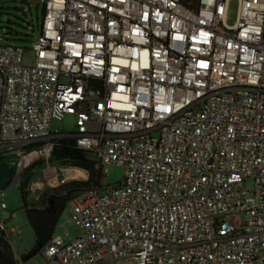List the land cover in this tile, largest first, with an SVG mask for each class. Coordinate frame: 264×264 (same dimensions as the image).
Listing matches in <instances>:
<instances>
[{
    "label": "built area",
    "instance_id": "obj_1",
    "mask_svg": "<svg viewBox=\"0 0 264 264\" xmlns=\"http://www.w3.org/2000/svg\"><path fill=\"white\" fill-rule=\"evenodd\" d=\"M235 1L229 26L231 0H43L29 49L0 42L12 182L59 138L123 170L69 198L81 233L42 264H264V0Z\"/></svg>",
    "mask_w": 264,
    "mask_h": 264
},
{
    "label": "rangeland",
    "instance_id": "obj_2",
    "mask_svg": "<svg viewBox=\"0 0 264 264\" xmlns=\"http://www.w3.org/2000/svg\"><path fill=\"white\" fill-rule=\"evenodd\" d=\"M29 0H0V42L3 44L18 45L29 49L39 33V27L43 15V0L37 5H31ZM235 0H231L227 24L233 25L236 20ZM7 34V35H6ZM9 34V35H8ZM5 35L8 38H5ZM74 130V118L65 117L61 122H54L51 125V133H69ZM81 174L73 177L72 170ZM82 174L84 176H82ZM123 170L116 165H109L106 172L100 177L102 185H114L122 179ZM88 173L69 162L52 161L50 156L35 159L26 167L19 178L14 182L10 177L8 186L0 194V202L4 203L5 209L0 210V220L5 221L6 236L13 254L15 264H42V255L38 251L31 259L24 261V256L34 248L35 240L29 227L24 211L21 209V200L18 190L20 180H27V201L36 207L43 205L44 197L53 190L69 182H84ZM70 205L67 202L54 228L53 236H59L68 242L76 238L81 229L70 219ZM235 226L239 225L240 217L235 216L230 220Z\"/></svg>",
    "mask_w": 264,
    "mask_h": 264
},
{
    "label": "trees",
    "instance_id": "obj_3",
    "mask_svg": "<svg viewBox=\"0 0 264 264\" xmlns=\"http://www.w3.org/2000/svg\"><path fill=\"white\" fill-rule=\"evenodd\" d=\"M197 3L198 0H184L183 5L188 9H195ZM50 159L52 161L69 162L72 166L86 171L88 178L84 182H69L53 190L52 193L44 197L43 205L40 207H36L27 201V192L25 191L27 180H20L18 190L21 209L24 211L26 221L32 230L35 240L34 248L24 256V261L31 259L38 252L35 251L37 245L41 248L51 238L56 223L69 198L85 189L98 186L100 182V170L95 160L87 153L78 149L74 142L68 138H59L55 141ZM5 187L0 191H3ZM0 255L15 264L8 238L3 232H0Z\"/></svg>",
    "mask_w": 264,
    "mask_h": 264
},
{
    "label": "water",
    "instance_id": "obj_4",
    "mask_svg": "<svg viewBox=\"0 0 264 264\" xmlns=\"http://www.w3.org/2000/svg\"><path fill=\"white\" fill-rule=\"evenodd\" d=\"M28 2L31 5H37L40 2V0H29ZM13 166H14L13 162L0 161V190L5 186L6 187L14 186L13 184H7L8 180L10 179L11 170ZM39 249L40 246L37 245L35 247V251H39ZM0 264H13V263L3 258L0 255Z\"/></svg>",
    "mask_w": 264,
    "mask_h": 264
},
{
    "label": "bare ground",
    "instance_id": "obj_5",
    "mask_svg": "<svg viewBox=\"0 0 264 264\" xmlns=\"http://www.w3.org/2000/svg\"><path fill=\"white\" fill-rule=\"evenodd\" d=\"M72 174H73V177H77V175H79L81 173L74 169V170H72ZM82 176H84V175L82 174Z\"/></svg>",
    "mask_w": 264,
    "mask_h": 264
}]
</instances>
